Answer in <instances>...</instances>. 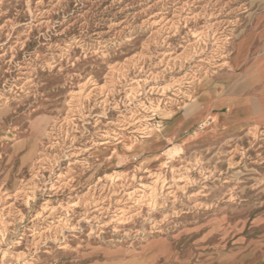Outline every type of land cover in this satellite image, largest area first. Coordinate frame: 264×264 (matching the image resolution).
<instances>
[{"label": "rangeland", "instance_id": "1", "mask_svg": "<svg viewBox=\"0 0 264 264\" xmlns=\"http://www.w3.org/2000/svg\"><path fill=\"white\" fill-rule=\"evenodd\" d=\"M0 264H264V0H0Z\"/></svg>", "mask_w": 264, "mask_h": 264}, {"label": "crops", "instance_id": "2", "mask_svg": "<svg viewBox=\"0 0 264 264\" xmlns=\"http://www.w3.org/2000/svg\"><path fill=\"white\" fill-rule=\"evenodd\" d=\"M230 97H233V96H230ZM237 98V97H236ZM239 99V98H238ZM240 100H242V99H240ZM245 104H246V102L244 101V100H242ZM213 107H215V108H218L217 106H216V103L214 104V106ZM212 108V107H211ZM219 109V108H218ZM212 110H213V108H212ZM216 113H218V116H219V120H222L223 119V113H219V112H217L215 109L211 112V114L212 115H215ZM210 114V115H211ZM253 119L255 120V119H257L256 117H253Z\"/></svg>", "mask_w": 264, "mask_h": 264}]
</instances>
